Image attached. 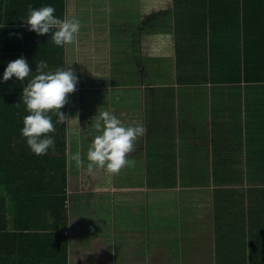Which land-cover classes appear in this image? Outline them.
I'll use <instances>...</instances> for the list:
<instances>
[{"label": "crops", "instance_id": "1", "mask_svg": "<svg viewBox=\"0 0 264 264\" xmlns=\"http://www.w3.org/2000/svg\"><path fill=\"white\" fill-rule=\"evenodd\" d=\"M16 1L0 0V31L12 30L0 33V48L31 43L13 32L27 27L17 15L28 7ZM65 7L80 32L65 46V67L47 70L71 67L79 81L61 109L69 117L66 200L57 201L62 149L43 157L53 169L27 159L21 170L17 158L37 156L22 136L17 151L14 136L3 138L12 153L0 157L9 181L0 185V264H264V0ZM21 56L32 74L46 61L9 51L0 68ZM15 79L5 84L17 87ZM22 91L0 89V130L28 114ZM97 110L146 129L128 157L135 166L116 176L87 172ZM77 151L81 168L71 159ZM41 188L49 191L33 195L43 206L17 200Z\"/></svg>", "mask_w": 264, "mask_h": 264}, {"label": "clouds", "instance_id": "2", "mask_svg": "<svg viewBox=\"0 0 264 264\" xmlns=\"http://www.w3.org/2000/svg\"><path fill=\"white\" fill-rule=\"evenodd\" d=\"M53 6L33 8L28 5L27 16L22 19L27 30L37 36L50 34V42L56 47L72 45L76 42L81 23L76 18H58ZM44 60L37 62L32 74L27 60L21 56L7 64L3 81L15 77L27 81L23 87L21 102L28 113L23 118L21 136L25 139L30 152L36 156L47 155L49 149L55 150V140L50 134L56 131L58 124H64L69 117L61 111L78 85L76 72L71 68L47 70ZM20 107V103L15 105ZM91 127L97 133L86 154L87 172L95 174L103 171L107 176L119 175L123 169L135 166L129 160V154L136 148L137 140L145 135L146 129L140 125H125L115 114L106 110H97L91 118ZM71 159L77 168L84 166L81 153L77 151Z\"/></svg>", "mask_w": 264, "mask_h": 264}, {"label": "trees", "instance_id": "3", "mask_svg": "<svg viewBox=\"0 0 264 264\" xmlns=\"http://www.w3.org/2000/svg\"><path fill=\"white\" fill-rule=\"evenodd\" d=\"M31 4L34 7H42V6H53L56 9L55 15L58 18L64 19L65 15H66V7H65V0H17L16 1V5L17 7L20 6H25L28 7V5ZM39 7V8H40ZM17 21L20 23H23L22 19L26 17V15L21 16V15H17ZM22 26V25H21ZM2 32L1 35V39L5 38L7 35V32L10 34L12 32V30H3L0 31V33ZM14 33H16L18 36H27L30 35V39H31V43L26 46H20V47H3L0 48V54L6 55L9 51L10 52H17V53H23L24 55H27L29 53L37 54V57H43L46 59L47 64L49 65H54V67H65V46L64 47H56L54 46L51 42H50V34L49 35H45V36H37L36 33L34 32H30L27 30V27H25V29L19 28L18 30H14ZM31 51V52H30ZM5 69H1L0 68V89H4L6 90V94H12V92H18L23 90V83L20 81V86L18 85V80L15 79L16 85L17 87H12L10 85V83L13 81V78H11L10 80H8L7 82L9 83V85L5 84V82L3 81V73H4ZM7 103V99L3 100V95H0V104H6ZM26 116V115H25ZM5 118V117H3ZM23 117H17V116H13L12 119L14 122L10 121V123H7V127L8 128H3L2 130H0V157L2 156V154L8 155L10 153H12L10 150H7V148L9 147V145H6L3 141V138L9 137L11 138L12 136H14V146L16 151L18 150V148L22 145V144H16V136H21V129L23 127ZM60 124H58L57 126H59ZM56 126V127H57ZM63 126V127H62ZM57 144H55V147L57 148V150L59 151L60 149H62V155H61V167H62V183L63 185H61V199H59V197L57 198V201H62L63 202L66 200V180H67V158H66V148H67V144H66V124H61L60 128H57ZM51 135V134H50ZM61 136L63 137V141L61 140ZM53 150L49 149L48 154L52 156L53 154ZM46 155L43 156H37V160H35L34 158H32V156L30 154H28L27 156H23L20 158L16 159V166L18 168H20L22 170V164L25 160L27 159H32L31 163H38L40 164V168L42 170L44 169H53L52 168V160H49L51 157L47 156L45 158H43ZM30 157V158H28ZM57 156L53 155L52 158H56ZM16 158V157H15ZM53 176H51L52 178ZM44 178H48V177H44ZM43 178V179H44ZM5 182L9 183V181L6 180V176L1 174L0 172V185H5ZM49 190H43L42 188L38 191H34L31 194V196H23L17 199L19 201H23V200H28L29 203H34L37 205V207H41L43 206V202H41L43 200L42 194H44L45 192H48ZM16 194V193H15ZM33 194L36 195H40L39 197H34ZM55 198H53L52 200H54ZM45 204L48 203V199L45 197ZM66 225V223H65ZM64 225V226H65Z\"/></svg>", "mask_w": 264, "mask_h": 264}, {"label": "rangeland", "instance_id": "4", "mask_svg": "<svg viewBox=\"0 0 264 264\" xmlns=\"http://www.w3.org/2000/svg\"><path fill=\"white\" fill-rule=\"evenodd\" d=\"M131 85H132L133 87L136 86L134 82H132ZM158 85L160 86V85H162V84H161V83H158ZM77 92H78V93H81V92H82V87H81L79 90H77ZM80 95H84V94H80ZM78 96H79V95H78ZM84 100H85V98L83 99V102H80V104L85 103ZM160 179H161V180H165L164 177H160ZM171 179H173V177H172ZM171 179H169V181H170Z\"/></svg>", "mask_w": 264, "mask_h": 264}]
</instances>
